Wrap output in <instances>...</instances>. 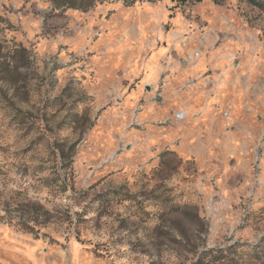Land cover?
Masks as SVG:
<instances>
[{
	"label": "rangeland",
	"instance_id": "obj_1",
	"mask_svg": "<svg viewBox=\"0 0 264 264\" xmlns=\"http://www.w3.org/2000/svg\"><path fill=\"white\" fill-rule=\"evenodd\" d=\"M0 264H264V0H0Z\"/></svg>",
	"mask_w": 264,
	"mask_h": 264
},
{
	"label": "trees",
	"instance_id": "obj_2",
	"mask_svg": "<svg viewBox=\"0 0 264 264\" xmlns=\"http://www.w3.org/2000/svg\"><path fill=\"white\" fill-rule=\"evenodd\" d=\"M138 1H140V0H125V2L127 3V5H133V4H135L136 2H138ZM147 1H149V2H156V1H160V0H147ZM173 2H176V3H178V4H182V5H185V4H188V3H194V2H200V1H202V0H172ZM216 4H221V3H223L225 0H213ZM251 1H253V0H251ZM254 3H256V2H254ZM256 5H259L260 7H263V5L262 4H257L256 3Z\"/></svg>",
	"mask_w": 264,
	"mask_h": 264
}]
</instances>
